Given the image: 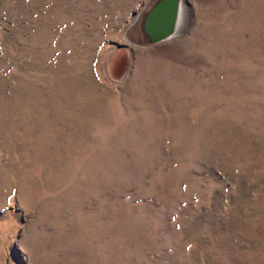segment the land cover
I'll use <instances>...</instances> for the list:
<instances>
[{
	"label": "rangeland",
	"instance_id": "1",
	"mask_svg": "<svg viewBox=\"0 0 264 264\" xmlns=\"http://www.w3.org/2000/svg\"><path fill=\"white\" fill-rule=\"evenodd\" d=\"M156 1L0 0V264H264V0Z\"/></svg>",
	"mask_w": 264,
	"mask_h": 264
},
{
	"label": "water",
	"instance_id": "2",
	"mask_svg": "<svg viewBox=\"0 0 264 264\" xmlns=\"http://www.w3.org/2000/svg\"><path fill=\"white\" fill-rule=\"evenodd\" d=\"M181 4L182 0H157L145 13L141 27L148 42L157 43L176 36Z\"/></svg>",
	"mask_w": 264,
	"mask_h": 264
},
{
	"label": "bare ground",
	"instance_id": "3",
	"mask_svg": "<svg viewBox=\"0 0 264 264\" xmlns=\"http://www.w3.org/2000/svg\"><path fill=\"white\" fill-rule=\"evenodd\" d=\"M184 1L185 0H182V4H181V7H180V13H179V19H178V25H177V31L176 33L181 29L182 30V27H183V11H184Z\"/></svg>",
	"mask_w": 264,
	"mask_h": 264
},
{
	"label": "trees",
	"instance_id": "4",
	"mask_svg": "<svg viewBox=\"0 0 264 264\" xmlns=\"http://www.w3.org/2000/svg\"><path fill=\"white\" fill-rule=\"evenodd\" d=\"M12 22V21H11ZM11 24V23H10ZM6 32H8V29H6Z\"/></svg>",
	"mask_w": 264,
	"mask_h": 264
}]
</instances>
